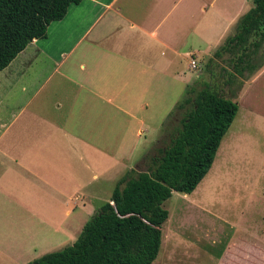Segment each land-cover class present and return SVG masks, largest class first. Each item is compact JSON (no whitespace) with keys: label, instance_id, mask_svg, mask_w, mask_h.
<instances>
[{"label":"crops","instance_id":"crops-1","mask_svg":"<svg viewBox=\"0 0 264 264\" xmlns=\"http://www.w3.org/2000/svg\"><path fill=\"white\" fill-rule=\"evenodd\" d=\"M251 7L250 0L71 5L0 71V205L32 208L43 223L65 225L69 204L77 211L91 181L133 169L199 79L191 61L218 62L213 52ZM263 85L264 65L238 98L255 129L264 128ZM84 168L95 172L91 181Z\"/></svg>","mask_w":264,"mask_h":264},{"label":"trees","instance_id":"trees-1","mask_svg":"<svg viewBox=\"0 0 264 264\" xmlns=\"http://www.w3.org/2000/svg\"><path fill=\"white\" fill-rule=\"evenodd\" d=\"M79 2L0 0V71L29 43L44 38L49 24L63 19ZM251 3L234 34L214 53L218 60L228 55L232 71L219 68L225 74L221 78L214 73L216 62L209 61L205 71L212 80L197 79L187 88L163 126L168 144L146 156V169L129 170L118 181L109 202L71 246L28 264H153L169 218L163 203L173 193L192 194L206 177L239 111L244 81L264 65V0Z\"/></svg>","mask_w":264,"mask_h":264},{"label":"rangeland","instance_id":"rangeland-1","mask_svg":"<svg viewBox=\"0 0 264 264\" xmlns=\"http://www.w3.org/2000/svg\"><path fill=\"white\" fill-rule=\"evenodd\" d=\"M228 58L215 64L214 73L221 78L225 74L219 68L232 71ZM207 63L205 59L192 76L199 75L200 81L212 80L205 71ZM249 81H244V86ZM228 88H224L227 96ZM252 99L247 97L244 102L251 105ZM259 99L258 106L264 112V92ZM163 126L152 133L146 151L136 154L131 162L133 169L138 165L137 169L145 170L146 156L155 155L157 149L168 144ZM94 173L83 170L90 181ZM105 176L90 182L83 193L88 197L81 200L77 211L72 212L74 207L69 204L71 214L65 225L43 223L32 216V208L0 205V264H28L71 246L84 225L109 201L120 180L117 175L116 181L111 175ZM163 208L169 218L163 225L153 264H264V128L255 129L239 108L206 177L190 195L173 193ZM58 210L62 217V208Z\"/></svg>","mask_w":264,"mask_h":264},{"label":"built area","instance_id":"built-area-1","mask_svg":"<svg viewBox=\"0 0 264 264\" xmlns=\"http://www.w3.org/2000/svg\"><path fill=\"white\" fill-rule=\"evenodd\" d=\"M197 66H198L197 63H196L194 60H192V61H191V68H192V69H196Z\"/></svg>","mask_w":264,"mask_h":264}]
</instances>
